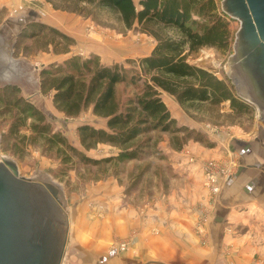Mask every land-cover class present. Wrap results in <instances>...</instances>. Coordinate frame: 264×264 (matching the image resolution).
Masks as SVG:
<instances>
[{
    "label": "rangeland",
    "instance_id": "374dc122",
    "mask_svg": "<svg viewBox=\"0 0 264 264\" xmlns=\"http://www.w3.org/2000/svg\"><path fill=\"white\" fill-rule=\"evenodd\" d=\"M217 1L222 8L223 0ZM31 23L45 24L48 28H54L73 38L76 43L72 46L71 52L69 54L55 53L54 46L47 45V41H50L49 37L37 40H18L26 24ZM1 26H11V61H27L30 68L36 73V93L32 98L27 97L19 88H17L18 95L36 105L48 117L53 131L63 134L71 145L86 156L101 159L116 155L118 151L109 145L101 144L96 149L88 151L82 147L77 128L82 125L105 128L106 120L95 117L91 110L76 118L65 117L55 109L52 95L41 93L40 73L43 68L62 64L68 57L76 54L82 57L97 55L104 65L121 64L130 69L134 66L132 62H138L151 55L157 42L155 37L140 26L127 30L117 16L109 10H98L94 12L93 16L86 17L55 9L48 0H20L19 4H14L8 10L0 9ZM151 28L158 31L163 37L179 38L177 32L172 28L161 26H151ZM232 28L234 30L233 42H238L236 33L239 31V25L237 20L232 19ZM55 41L58 39L55 38ZM61 49L62 47L58 46L56 50L60 52ZM234 56L232 43L228 52L203 48L190 54L187 61L230 83L225 64L230 57ZM5 87L14 86L2 85L0 90ZM235 94L237 96L236 91ZM161 98L176 121L174 127L180 131L153 134L154 143L150 147V155L140 161L143 163L136 161L128 164H109L101 168L76 163L70 169L62 168L55 149H48L41 143L32 145L26 142L27 144H24L19 137L6 138L13 114H9L4 109L2 102H0V157L14 162L22 177L30 179V173L40 171V176L58 183V187L62 190V198L67 206V217L70 223L69 237L72 236L74 242L77 237L80 238L78 234L84 235L83 232L91 231V227L99 223H95V219L107 218L110 209H113L114 201L121 206H125V203L129 201L137 206L147 200L159 201V197L155 196L157 187L153 182L155 177L167 192L171 189L178 191L185 182L190 181L189 178L184 179L181 176L183 172L179 170L176 173L170 171L173 178L168 175V172L165 171L167 167L163 166L164 158L168 153L165 152L166 150L171 152L173 149L182 153V156L190 164H193L196 162L195 154H193L195 148L213 149L222 145L221 149H217L219 153L216 156L204 159L197 168L194 167L203 172L202 184L209 195L210 202L216 203L226 186L236 183L240 169L243 168L241 153L245 152V145L248 144L251 147L255 143H259L256 135L259 112L252 104H248L250 107L248 112L237 114L231 109L228 101L220 105L210 103L182 105L174 96L166 92H161ZM239 99L246 102V98ZM22 135L29 136L31 131L28 128H23L20 132V136ZM159 141L166 142L167 146L158 147ZM238 141L243 142L244 145L241 146ZM10 145L16 146L10 148ZM250 147L247 148V152L250 151ZM261 152L264 154V149ZM247 158H250V163H253L251 161L253 155ZM147 160L150 165L146 167L144 161L148 162ZM209 163L218 165L214 183L211 182L205 168ZM162 170L164 173L161 176ZM147 172L151 174V179H145L144 175ZM112 185L119 189V193H116L117 198H114ZM216 185H219L218 191L213 190ZM156 192L161 194L160 189ZM230 207L233 212H236L241 205L231 204ZM207 219V216H202L201 221L206 222ZM228 222L227 227L235 231L231 221ZM238 226L242 235L249 232L248 226L242 224H238ZM77 232L78 234H76ZM249 236L252 238L251 234ZM122 244H125L126 248L121 249ZM72 245L71 242L67 247L63 264H79L78 254L80 255L81 250ZM70 247L73 248L72 254ZM127 247V242L119 244L121 251H125ZM67 261L70 262L67 263Z\"/></svg>",
    "mask_w": 264,
    "mask_h": 264
},
{
    "label": "trees",
    "instance_id": "16d2710c",
    "mask_svg": "<svg viewBox=\"0 0 264 264\" xmlns=\"http://www.w3.org/2000/svg\"><path fill=\"white\" fill-rule=\"evenodd\" d=\"M48 1L55 9L86 17L98 10H109L127 30L140 26L150 32L156 46L151 55L132 62L130 69L121 64L104 65L97 55L76 54L40 73L41 93L51 94L55 109L65 117L76 118L91 110L95 117L106 120L105 128H77L82 147L88 151L101 144L109 145L118 151L116 155L101 159L86 156L63 134L54 132L48 117L19 96L16 87L0 90V102L13 114L6 138L19 137L24 144L41 143L55 149L62 168L70 169L76 163L101 168L143 161L150 155L153 134L180 131L174 127L176 121L161 92L174 96L182 105H220L228 101L237 114L249 111V105L236 96L233 85L187 61L190 54L203 48L222 52L231 48L232 19L221 10L217 0ZM151 26L172 28L179 38L163 37ZM46 37L50 38L47 45H53L55 53L69 54L76 43L42 23L26 24L18 40ZM58 46L62 47L60 52L56 50ZM23 128H28L31 135L20 136Z\"/></svg>",
    "mask_w": 264,
    "mask_h": 264
},
{
    "label": "crops",
    "instance_id": "0c3cea01",
    "mask_svg": "<svg viewBox=\"0 0 264 264\" xmlns=\"http://www.w3.org/2000/svg\"><path fill=\"white\" fill-rule=\"evenodd\" d=\"M19 3L20 0H0V9L8 10ZM157 146L166 147L167 143L159 141ZM221 147L195 148L193 164L182 153L166 150L163 166L168 175L173 178L170 171L179 170L190 181L178 191L167 192L155 177L159 201L147 200L139 206L130 201L121 206L114 201L106 219H95L99 223L84 235L77 232L80 238L75 242L69 237L68 245L72 242L81 250L79 264H264V154L260 142L245 145L241 153L243 168L236 183L228 184L218 201L211 203L202 184L203 172L196 168L204 159L216 156ZM250 155L253 163L247 158ZM149 160L144 161L146 167ZM163 173L162 170L161 176ZM144 176L151 179L149 172ZM112 187L117 198L119 189ZM158 189L161 194L156 192ZM231 204L241 207L233 212ZM202 216L208 217L206 222L201 221ZM228 221L235 231L227 227ZM238 224L248 226L249 232L242 235ZM122 242H127L125 251L119 248Z\"/></svg>",
    "mask_w": 264,
    "mask_h": 264
},
{
    "label": "water",
    "instance_id": "95a60500",
    "mask_svg": "<svg viewBox=\"0 0 264 264\" xmlns=\"http://www.w3.org/2000/svg\"><path fill=\"white\" fill-rule=\"evenodd\" d=\"M221 10L237 20L235 56L225 68L238 98L259 112L256 135L264 149V0H223ZM11 26L0 27V86L36 93V73L27 61H11ZM1 143V138H0ZM70 223L56 181L30 173L0 157V264H62Z\"/></svg>",
    "mask_w": 264,
    "mask_h": 264
},
{
    "label": "built area",
    "instance_id": "2783aa9c",
    "mask_svg": "<svg viewBox=\"0 0 264 264\" xmlns=\"http://www.w3.org/2000/svg\"><path fill=\"white\" fill-rule=\"evenodd\" d=\"M205 168H206L207 172L209 173L211 182H213V183L216 182V178H215L214 175L216 173L218 165L217 164L215 165L214 163H209V164H206ZM213 190L214 191H218L219 190V185L214 186ZM124 248H126V245L122 244L121 245V249H124Z\"/></svg>",
    "mask_w": 264,
    "mask_h": 264
}]
</instances>
